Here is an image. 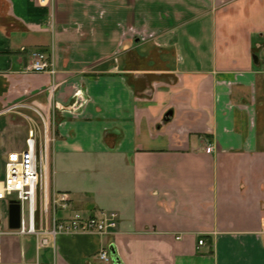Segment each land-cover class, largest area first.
<instances>
[{
    "label": "crops",
    "instance_id": "1",
    "mask_svg": "<svg viewBox=\"0 0 264 264\" xmlns=\"http://www.w3.org/2000/svg\"><path fill=\"white\" fill-rule=\"evenodd\" d=\"M35 51L56 74L28 71ZM31 127L71 196L61 216L119 213L109 234L60 235L57 264H114L112 247L121 264H264V0H0V189ZM16 237L2 264L54 261Z\"/></svg>",
    "mask_w": 264,
    "mask_h": 264
},
{
    "label": "built area",
    "instance_id": "2",
    "mask_svg": "<svg viewBox=\"0 0 264 264\" xmlns=\"http://www.w3.org/2000/svg\"><path fill=\"white\" fill-rule=\"evenodd\" d=\"M28 71L56 74L53 59L43 51L32 54ZM46 136V135H45ZM213 146L207 147L211 153ZM50 154L47 137H42L36 128L31 127L25 147L11 151L6 156L5 179L0 189V200L16 199L21 204V225L17 229H4L0 216V246L6 236H32L36 240L37 250L51 247L54 261L57 264V239L62 234L97 233L109 234L119 220L116 211H101L97 215L85 216L75 211L71 215L61 216L60 212H69L71 196L65 192L50 190L49 181ZM199 245L206 244L203 238ZM99 258L111 262L109 249H101ZM0 264H2L0 258ZM29 264H47L39 261Z\"/></svg>",
    "mask_w": 264,
    "mask_h": 264
},
{
    "label": "water",
    "instance_id": "3",
    "mask_svg": "<svg viewBox=\"0 0 264 264\" xmlns=\"http://www.w3.org/2000/svg\"><path fill=\"white\" fill-rule=\"evenodd\" d=\"M172 111H169L167 115H171ZM21 225V204L18 200L12 199L9 205V227L11 229H17ZM114 264H121V260L117 255V251L114 247L110 248Z\"/></svg>",
    "mask_w": 264,
    "mask_h": 264
},
{
    "label": "rangeland",
    "instance_id": "4",
    "mask_svg": "<svg viewBox=\"0 0 264 264\" xmlns=\"http://www.w3.org/2000/svg\"><path fill=\"white\" fill-rule=\"evenodd\" d=\"M51 123V122H50ZM52 127H51V132H50V141H51V144H52V142H53V137H54V135H53V133H52V131H53V129H54V124L52 123V125H51ZM24 135H18L16 138H14V141H15V144H21V143H23V141H24ZM51 177V176H50ZM15 237V236H14ZM28 238H30L31 240H29V244H30V242L32 241V240H34V238L32 237V236H27ZM17 239H21V237L19 236V237H16Z\"/></svg>",
    "mask_w": 264,
    "mask_h": 264
},
{
    "label": "flooded vegetation",
    "instance_id": "5",
    "mask_svg": "<svg viewBox=\"0 0 264 264\" xmlns=\"http://www.w3.org/2000/svg\"><path fill=\"white\" fill-rule=\"evenodd\" d=\"M210 145H211V144H210ZM210 145H209V146H210ZM212 146H213V145H212ZM207 147H208V146H207ZM213 148H214V146H213ZM206 149H207V148H206ZM213 151H214V150H213ZM213 151H212V152H213Z\"/></svg>",
    "mask_w": 264,
    "mask_h": 264
}]
</instances>
